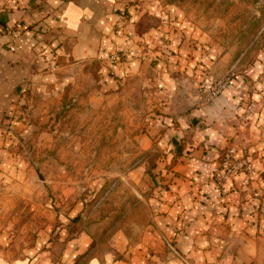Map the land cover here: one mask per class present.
I'll return each instance as SVG.
<instances>
[{"label": "rangeland", "instance_id": "obj_1", "mask_svg": "<svg viewBox=\"0 0 264 264\" xmlns=\"http://www.w3.org/2000/svg\"><path fill=\"white\" fill-rule=\"evenodd\" d=\"M118 2L105 55L61 58L66 46L48 32L40 64L0 116V264L72 239L89 241L82 257L264 264V0ZM3 25L11 40L20 30ZM236 77L246 98L229 92ZM219 115L231 134H213ZM195 148L216 198L194 177ZM177 208L210 217L196 234L200 262L178 245L185 225L170 234Z\"/></svg>", "mask_w": 264, "mask_h": 264}, {"label": "crops", "instance_id": "obj_2", "mask_svg": "<svg viewBox=\"0 0 264 264\" xmlns=\"http://www.w3.org/2000/svg\"><path fill=\"white\" fill-rule=\"evenodd\" d=\"M6 1L11 0H0L1 5L5 4ZM117 4H120L118 0H18L17 4L13 6L9 4L12 6L11 9L0 10V21L4 25L16 24L20 28L12 40L7 35H0V116L3 110L17 100L18 95L25 90L27 75L30 71L29 64H40L39 56L43 54L44 48L47 46L45 39L49 36L48 32L55 30L59 39L66 46V49L62 48L64 45L57 49V56L63 55L61 58L87 60L105 55L111 46L112 35L110 32L116 20ZM143 21H145V17ZM31 26H33L32 29ZM141 35L145 37V30ZM140 36H133L132 43L136 37L140 38ZM116 38L122 40L119 37ZM6 41L9 43L7 44ZM70 65L68 64V66ZM255 69L256 66L252 68V71ZM240 85L239 78H233L229 92L238 93L239 97L246 98L248 94L245 90L240 89ZM227 106L229 109L226 113H230L232 105L228 103ZM262 115L263 112H261L259 119L257 121L254 119L249 127L252 141L258 140L260 130H263L259 127ZM217 117L214 118L216 127L211 128L214 129L215 137L222 133L231 134L232 127L230 124L223 119L222 115ZM262 123L264 128V122ZM200 136H202L201 133H195V137ZM193 155L197 158L193 159L197 168L194 177L205 182L204 186H209L210 194H207L206 197L210 195L209 199L216 198L217 190L208 181L209 163L206 164V161L200 159L204 155L203 151L201 148H195ZM231 205L233 206V203ZM177 212H179L178 208L175 212L166 215V219L170 223V234H174L178 228L184 227L181 225H185L186 228H184L189 233L179 238L178 245L185 250H190L189 256L200 262V259L206 256L198 253L199 249H196L197 244L202 246L196 234L201 232L203 227L211 225L210 217L206 216V219L203 220L201 214L203 211L198 208L181 209L179 214ZM220 217L221 215H216L217 219ZM185 218L192 220H185ZM235 224L239 227L242 226V228L246 225L243 220L236 221ZM87 242L89 243L88 240L84 239H72L66 242L62 241L60 245L55 243L56 246L53 244L50 251L47 250L44 255L36 256L34 261H30V255L19 258L14 264H145V255L142 254L116 257L111 254L103 256L95 251L94 254L82 257L87 250L85 247ZM193 247L194 249H191ZM52 252L55 253L52 254ZM170 262L174 264L176 261ZM6 264L10 263L6 262ZM148 264L154 263L149 262Z\"/></svg>", "mask_w": 264, "mask_h": 264}, {"label": "water", "instance_id": "obj_3", "mask_svg": "<svg viewBox=\"0 0 264 264\" xmlns=\"http://www.w3.org/2000/svg\"><path fill=\"white\" fill-rule=\"evenodd\" d=\"M39 174V173H38ZM40 177H42L41 175H40Z\"/></svg>", "mask_w": 264, "mask_h": 264}]
</instances>
